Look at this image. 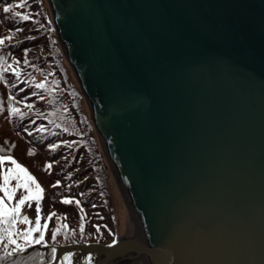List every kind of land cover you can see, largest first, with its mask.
Returning a JSON list of instances; mask_svg holds the SVG:
<instances>
[{
    "label": "water",
    "instance_id": "obj_1",
    "mask_svg": "<svg viewBox=\"0 0 264 264\" xmlns=\"http://www.w3.org/2000/svg\"><path fill=\"white\" fill-rule=\"evenodd\" d=\"M48 1L147 240L56 262L264 264V0Z\"/></svg>",
    "mask_w": 264,
    "mask_h": 264
},
{
    "label": "trees",
    "instance_id": "obj_2",
    "mask_svg": "<svg viewBox=\"0 0 264 264\" xmlns=\"http://www.w3.org/2000/svg\"><path fill=\"white\" fill-rule=\"evenodd\" d=\"M43 3L47 7L46 3ZM19 10L25 11L26 8L20 7ZM3 13V10L0 9L1 18L4 16ZM27 13L31 16L29 10ZM30 20L32 24L30 29L28 28L29 34L22 36L13 46L24 49V55H26L25 50H27V54L34 65H39L41 68L36 70L39 71V74L35 76L33 74L36 71L29 72L27 82H23L20 86L21 89L17 90L10 89L11 83L9 86L6 84V73L4 72V80L0 79V90L4 84V89L7 90L4 99L7 104L4 115L13 122V137L8 142L9 151H12L11 153L17 157L15 160L19 159L23 163L22 166L27 168L28 172L35 177L43 188L42 199L39 204L41 208L40 225L41 231L44 233V241L25 247L23 252L13 253L2 264H49L54 258L58 245L90 242L109 244L117 238L102 150L98 147L96 149V143L91 141L90 155H88L87 150L85 152L78 149L79 152L75 153L76 158L73 157V160L76 159V161L74 160L71 164L65 163L64 169H60L61 171L58 170L54 161L62 154L63 148L58 145L56 148L46 151L47 145L53 144L62 137V129L69 128L72 123L75 126L79 125L76 116L70 113L69 109L64 108L65 99L75 96L76 101H78L82 95L78 84L70 77L69 69L71 68L59 42L53 19L51 21L45 16L41 24L35 18ZM25 23L27 24L28 20ZM31 47H34L36 52ZM3 55L5 59L9 56L7 53ZM26 58L29 59L28 56ZM37 77H40L42 80L40 83L43 82L45 88H33L32 90L33 81H36ZM42 91L43 94L40 93ZM29 92H32V95ZM62 92H64L63 96L61 95ZM33 93H39L38 96H49L51 101L37 103V106L31 104V107H28L34 96ZM10 108H18L19 112L11 114ZM33 121L41 122L43 125L31 127L30 130L23 128V124L29 127ZM43 126L47 128H43ZM41 128L44 130L41 131ZM76 129L85 133V127ZM29 149L33 150L32 155H29ZM0 154H4V149L0 151ZM33 158L34 162L30 161ZM46 164H51L52 167L45 170ZM12 167L15 166L12 164ZM9 168L5 164L0 165V185L3 184L5 169L8 170ZM57 181H60V184L53 187ZM72 181L75 182L71 183ZM20 182L22 183V181ZM17 183L16 179H12L9 182V187L16 189ZM30 186L35 188L34 185ZM25 195H28V191L23 187L16 189L11 200L4 196L3 191H0V197L4 198L5 204L9 207H14L16 202ZM64 199H69L72 203H63L62 200ZM77 200L80 201L79 205L76 203ZM36 206L37 201H26L21 207V214L19 213L16 223L13 225L14 238L22 245L25 244L22 233L28 228L35 227ZM50 213H55V216L49 219ZM24 216L28 217L29 223L23 221ZM44 224H48L47 229H44ZM19 226L24 227L23 232L19 231ZM3 227L6 228L8 225L5 224ZM57 229L59 231L56 232L55 239H53V232ZM16 233L21 235H16ZM32 235L34 239L38 238L40 232H33ZM4 243H7L6 239ZM13 247L15 246L9 245V251ZM3 251L2 244H0V255H3ZM71 255L68 253L65 256L66 264H69Z\"/></svg>",
    "mask_w": 264,
    "mask_h": 264
},
{
    "label": "rangeland",
    "instance_id": "obj_3",
    "mask_svg": "<svg viewBox=\"0 0 264 264\" xmlns=\"http://www.w3.org/2000/svg\"><path fill=\"white\" fill-rule=\"evenodd\" d=\"M20 2L21 0H0V9L2 10H3V6L7 4H13L14 6L13 12L3 13L4 16L2 18L0 17V38H3L5 36L11 37V39L5 40V43L2 45V48H0V54H4V53L9 54V56H7L5 59L6 65H11L12 68L17 69L19 71V74L23 75L22 77L24 79V82H27L28 77L25 78V76L29 72L36 71L37 69H41V68L38 65H34L33 61L29 58L28 54L24 55V52H23L24 49L22 50L20 48H15L13 44L16 43V41L19 40L22 36L29 34L30 25L32 24L30 23L31 18H35V20L39 21V24L42 23L45 16H47L49 20L52 21V18H51L52 12H51V8L47 0H40V1L39 0H23L24 5H25L24 7L26 8L25 11L19 10L20 7H18L17 5ZM43 2L46 3L47 7L44 6ZM27 10L31 12V16L27 24L25 23L26 21L21 20L19 17H16L13 14L14 12H21L22 14H28ZM10 18L13 19L15 22H10L9 21ZM17 28H19L20 31H16ZM31 48L33 49V51L36 52V49L34 47H31ZM29 53L31 54V52ZM10 54H12V56H10ZM26 56H28L29 59H27ZM25 59H27L28 61L27 64L24 63ZM69 71H70L71 79L78 84V87L81 90L82 98H80V100L78 101H76L75 96L67 100L65 99L66 105L64 109H69L70 113L76 116L75 118L78 121V124L80 126L79 125L75 126V124L72 123V125L69 128H67V131L62 129L63 134L60 139L55 141L53 144H50V145H57V146L60 145L63 148L62 154L54 161L56 163V166L58 167V170L60 169L63 170L65 163L71 164L74 162V160L76 161V159L73 160V157L76 158L75 153L79 152L78 149L83 150L85 152L87 150L89 152L88 155H90L91 141L93 143L94 142L96 143L95 145L96 149L98 147L99 149L102 150V152L105 151L104 143L98 134L96 124H94L93 122V116L91 114V107L89 106V103H87V99H86V96L84 95L82 87L80 86L79 82L75 80L76 77L73 76L74 74H73L72 68L69 69ZM38 74H39V71H36L33 75L37 76ZM17 77L18 76L16 75V73L12 71V69L6 71V74H5L6 84L9 86V84L12 83V81H14L13 84L16 83L15 81H17V83L23 82V79L20 80ZM3 80H4V75H3ZM41 81L42 80L40 79V77H37L36 81L33 83L34 86L40 83ZM5 93H7V90L4 89V84H3V87L0 90V108H2V110H0V145H1L0 148L4 149V155H9L10 151H9L8 142H10V138L13 137V133H12L13 132V127H12L13 122L10 121V119H7L6 116L4 115L5 106L7 105L6 102H4ZM29 93H31L32 95V92H29ZM40 93L43 94V91ZM38 94L39 93L35 94L32 97V101L29 104L27 101V104L28 105L34 104L35 106H37V103H41V102L48 103L49 101H51V98L49 96H38ZM61 95L63 96L64 92H62ZM41 97L43 98L41 99ZM31 125L29 126L36 127V126H42L43 124H41V122L38 123L37 121H33ZM78 127H85L84 129L85 133H82L80 129L77 130L76 128ZM23 128L26 129L25 124H23ZM43 128H47V127L43 126ZM50 145L46 146V151L52 149L49 147ZM13 158H16V157L14 156ZM33 160L34 158L30 159V161H33ZM104 160H105V171L107 174V181L109 182L110 192L112 195V206L114 210L116 230L118 232V236H122L124 234H128L130 229H133V228H130L131 224H132V227L134 228L135 226H137L134 220V213L136 212L130 213L131 211L128 210L130 206H128L125 193L123 192L121 193L120 191L121 186L119 189V185L121 184L116 177L115 171L111 167L106 156H104ZM18 163L23 165V163L20 162L19 159H18ZM3 164H5L6 167L13 168L12 163L9 160L7 161L5 160ZM5 171L7 170L5 169ZM74 182L75 181H72L71 183H74ZM120 214H121V217H120ZM19 222H22V221H19ZM18 229L19 231L23 232L24 227L19 226ZM81 264H85V260H83ZM123 264H129V263L128 261H126ZM141 264H146V263L142 262Z\"/></svg>",
    "mask_w": 264,
    "mask_h": 264
},
{
    "label": "snow or ice",
    "instance_id": "obj_4",
    "mask_svg": "<svg viewBox=\"0 0 264 264\" xmlns=\"http://www.w3.org/2000/svg\"><path fill=\"white\" fill-rule=\"evenodd\" d=\"M18 7L23 8L24 2L21 0V2L17 5ZM13 4H7L3 6V12L4 13H9L13 12ZM14 16L19 17L21 20L27 21L30 19V16L28 14H22L21 12H14ZM16 31H20L19 28L16 29ZM11 39L10 36H5L3 38H0V45H3L5 43V40ZM25 54H27V50H25ZM25 64L28 63L27 59L24 61ZM11 68L14 73H16L17 76H19V71L15 68H12L11 65H6V60L4 56H0V79H3V73L8 71V69ZM36 88L38 89H43L45 88V84L38 83L35 85ZM36 93H33L35 95ZM43 97H41L42 99ZM11 99V97H10ZM28 107H31L29 105ZM2 110V108H0ZM19 109L18 108H10V113L15 114L18 113ZM23 115V114H21ZM41 131L44 129L41 128ZM67 131V129H65ZM71 146V145H69ZM14 147V145H13ZM50 148H56L57 145H50ZM0 151H3V149H0ZM33 154V150L29 149V155ZM5 160L11 161V163L15 166L14 168H9L4 174H3V184L0 185V191L4 192V196H6L9 200L13 198V195L16 191V189L23 187L28 191V195L22 196L17 202L14 207H9L7 204L4 202V198L0 197V244H2L3 247V255H0V264L4 260H6L8 257L12 256L13 253L15 252H23L25 247L35 243V244H40L44 241V233L41 231V225H40V204L39 201L42 199V193H43V188L41 185L36 181L35 177L32 176L27 168L19 164L11 155H0V165L4 163ZM52 167L51 164H46L45 165V170H49ZM71 175V174H69ZM12 179H16L18 181L16 185V189L10 188L9 187V182ZM22 181V183L20 182ZM60 184V181H57L56 184L53 185V187H57ZM30 185H34L35 188L33 189ZM83 195V194H81ZM30 200H35L37 201V206H36V221H35V227L34 228H28L22 233V239L25 241V244H20L17 242V239L14 238V228L13 225H15L16 220L19 216V213L21 211V207L25 204L26 201ZM63 203H72L71 200L69 199H64L62 200ZM77 205L80 204V201H76ZM30 206V205H29ZM83 211V209H81ZM55 216V213H50L49 214V219ZM83 219V217H82ZM23 221L25 223H29L28 217L24 216ZM7 224L8 227H3V225ZM44 228H47V224H44ZM59 231V229L55 230L53 232V239H55V234L56 232ZM33 232H40V235L38 238H33ZM16 235H21L19 233H16ZM5 239L7 240V243H4ZM113 244L116 243V240L113 239ZM9 245H14L9 251ZM55 251V249H53Z\"/></svg>",
    "mask_w": 264,
    "mask_h": 264
},
{
    "label": "bare ground",
    "instance_id": "obj_5",
    "mask_svg": "<svg viewBox=\"0 0 264 264\" xmlns=\"http://www.w3.org/2000/svg\"><path fill=\"white\" fill-rule=\"evenodd\" d=\"M93 118H94V117H93ZM107 159H108V161H109V158H107ZM110 161H111V160H110ZM110 161H109V162H110ZM110 163H111V162H110ZM113 170L115 171L116 177H117L118 181H119L120 184H121V185H119V189H120V186H121V189H120L121 193L123 192V193H125V195H126L125 197H126V200H127L128 206H130L128 210L131 211L130 213H134V212H136V210H135V208L133 207L132 202H131V200H130L128 194H127L126 191L124 190L125 185L123 184V182H121V178H120V176H119V174H118V169H117L115 166H113ZM107 182H108V181H107ZM108 184H109V182H108ZM116 187H117V186H116ZM122 196H123V195H122ZM123 197H124V196H123ZM112 211H113V214H114V210H112ZM120 217H121V214H120ZM114 219H115V216H114ZM134 220H135L137 226H135V228H134V227H132V224H131L130 228H133V229H130V230H129L127 236H136L138 240H140V241H142V242H146L147 240H146V238H145V236H144L142 230L140 229V228H141V225H140V221H139V218H138L137 213H134ZM133 222H134V221H133ZM134 224H135V223H134ZM116 234H118V232H116ZM94 243H96V242H94ZM84 245H89V243H88V244H84ZM103 245H107V246H108V245H111V244L104 243ZM147 245H148V243H147ZM148 246H149V245H148ZM86 250H87V249L84 248V250L82 251L81 254H88L89 252L86 251ZM67 252H68V251H66L65 253H67ZM152 252H153V251H152ZM65 253H64V254H65ZM135 254H137V252H132L133 257H132L131 260H128V263H129V264H141L142 262H145L146 264H157V261H156L154 258L151 259L149 255H145V254H144V255H143V254H141V255H135ZM152 254L154 255V253H152ZM97 260H99V257H95V258L92 259V261H93L94 263H96ZM58 261H59V259L57 260V262H58ZM122 261H123V260H117L114 264H116L117 262H118V264H120V263H122ZM124 261H125V260H124ZM53 262H54V263L56 262V257L53 258ZM57 262H56V263H57Z\"/></svg>",
    "mask_w": 264,
    "mask_h": 264
}]
</instances>
